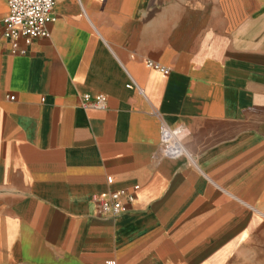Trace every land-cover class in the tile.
<instances>
[{"label":"crops","instance_id":"obj_1","mask_svg":"<svg viewBox=\"0 0 264 264\" xmlns=\"http://www.w3.org/2000/svg\"><path fill=\"white\" fill-rule=\"evenodd\" d=\"M54 16L15 53L0 39V264H264V0H57ZM161 124L184 155L158 151Z\"/></svg>","mask_w":264,"mask_h":264},{"label":"built area","instance_id":"obj_2","mask_svg":"<svg viewBox=\"0 0 264 264\" xmlns=\"http://www.w3.org/2000/svg\"><path fill=\"white\" fill-rule=\"evenodd\" d=\"M57 0H6L7 15L2 20L0 39L11 43L12 53H15L16 42L20 39L31 42L38 38L49 37L47 26L55 21L54 7ZM152 67L163 76L169 70L158 64L149 62ZM133 86L131 87V89ZM10 99H13L12 97ZM107 97L104 94L81 97V107L85 111L106 109ZM185 134L178 128H170L161 124L159 128L158 151L168 159H177L185 154L183 139ZM131 192L119 190L107 197L95 196L92 199L93 216L116 218L128 208L135 198V190Z\"/></svg>","mask_w":264,"mask_h":264}]
</instances>
